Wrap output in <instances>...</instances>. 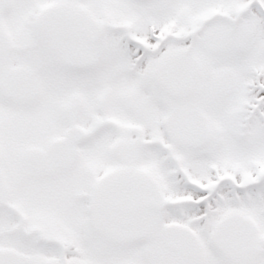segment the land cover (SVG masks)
<instances>
[{
	"label": "snow or ice",
	"instance_id": "snow-or-ice-1",
	"mask_svg": "<svg viewBox=\"0 0 264 264\" xmlns=\"http://www.w3.org/2000/svg\"><path fill=\"white\" fill-rule=\"evenodd\" d=\"M0 264H264V0H0Z\"/></svg>",
	"mask_w": 264,
	"mask_h": 264
}]
</instances>
